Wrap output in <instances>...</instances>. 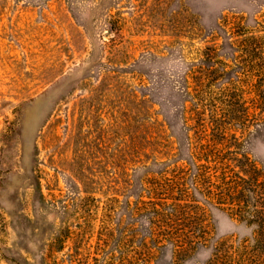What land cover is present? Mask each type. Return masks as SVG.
Instances as JSON below:
<instances>
[{
	"label": "rangeland",
	"instance_id": "374dc122",
	"mask_svg": "<svg viewBox=\"0 0 264 264\" xmlns=\"http://www.w3.org/2000/svg\"><path fill=\"white\" fill-rule=\"evenodd\" d=\"M214 119L264 171V0H0V264H208L250 241L184 174Z\"/></svg>",
	"mask_w": 264,
	"mask_h": 264
},
{
	"label": "trees",
	"instance_id": "16d2710c",
	"mask_svg": "<svg viewBox=\"0 0 264 264\" xmlns=\"http://www.w3.org/2000/svg\"><path fill=\"white\" fill-rule=\"evenodd\" d=\"M200 127L201 130H194L193 134L203 139L204 144L198 151L191 148L189 163L192 168H186L184 174L190 177L195 193L212 200L216 198V203L224 205L253 230L250 241L218 242L208 264H264V171L256 168L246 154L239 157L236 150L230 149L232 144L228 141L229 130L224 121L214 119ZM230 138L236 140L234 135ZM192 207H198V203ZM171 210L167 211L170 215L173 214ZM206 239L201 233L168 236L162 241L170 244L177 255Z\"/></svg>",
	"mask_w": 264,
	"mask_h": 264
},
{
	"label": "clouds",
	"instance_id": "9594fccd",
	"mask_svg": "<svg viewBox=\"0 0 264 264\" xmlns=\"http://www.w3.org/2000/svg\"><path fill=\"white\" fill-rule=\"evenodd\" d=\"M251 231V229H248V232H250ZM248 232H245V233H243V234H248Z\"/></svg>",
	"mask_w": 264,
	"mask_h": 264
}]
</instances>
